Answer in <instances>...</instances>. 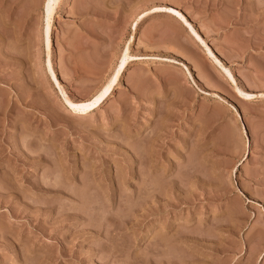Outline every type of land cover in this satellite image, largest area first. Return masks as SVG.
<instances>
[{
	"label": "rangeland",
	"instance_id": "obj_1",
	"mask_svg": "<svg viewBox=\"0 0 264 264\" xmlns=\"http://www.w3.org/2000/svg\"><path fill=\"white\" fill-rule=\"evenodd\" d=\"M43 4L0 0V264H264V100L208 56L264 92V0H59L48 54L73 99L141 18L86 115L50 80Z\"/></svg>",
	"mask_w": 264,
	"mask_h": 264
},
{
	"label": "snow or ice",
	"instance_id": "obj_2",
	"mask_svg": "<svg viewBox=\"0 0 264 264\" xmlns=\"http://www.w3.org/2000/svg\"><path fill=\"white\" fill-rule=\"evenodd\" d=\"M59 0H44L43 4V13H44V36L47 38L48 35V27L51 22V19L54 17L56 9L58 8ZM152 12H167L173 17H175L181 24L184 25L185 28L191 33V35L195 38V40L203 46V40L200 38V36L197 35L195 31L192 30L190 25L185 20L184 16L180 14L178 11H173L170 7L168 8H157L152 7ZM149 13L146 11L144 15H148ZM130 27L135 28L136 25L133 23L130 25ZM120 53L117 56V63L114 66L113 73L110 78L103 83L100 88L97 90V93H94L91 97H88L86 99H73L69 95H66L63 89H60L59 95L63 98V102L65 106L71 110L73 113L79 114V115H86L89 113L90 110L96 108V106L103 100L105 96L109 93L112 85L115 83L116 78L120 75L121 70L124 68L125 63L128 61L130 53L127 47H122L120 49ZM134 55V57L139 58L140 54L135 53L131 54ZM209 58L218 66L220 67V62L212 55L211 52H208ZM221 70L224 72V75L228 78L229 81H232V75L227 71V69L221 68ZM49 74L51 75V68L49 69ZM53 82H55V77H53ZM234 83V82H233ZM57 88H59V85H57ZM236 94L241 97L244 100H249L252 97L246 94L245 91H241L239 88L236 89ZM240 191H243L240 189Z\"/></svg>",
	"mask_w": 264,
	"mask_h": 264
},
{
	"label": "bare ground",
	"instance_id": "obj_3",
	"mask_svg": "<svg viewBox=\"0 0 264 264\" xmlns=\"http://www.w3.org/2000/svg\"><path fill=\"white\" fill-rule=\"evenodd\" d=\"M140 20H141V18H138V19L136 20V22H137V21H140ZM136 22H134V23L136 24ZM43 28H44V26L42 27L41 35H42V39H44L43 42H44L45 49H46V53H47V54H46V58H47L46 66L48 67V70H49V69H50V66H51L50 58H49V54H48V49H49L50 40H49V35H47V38H45V36H44V32H43ZM49 29H50V24H49V27H48V34H49ZM134 42H135V28H132L131 34L129 35V37H128V38L123 42V44H122V47H127L128 50H129L130 56H129L128 61L125 63L124 68L121 70L120 75L116 78V81H115V83L112 85V87H111L109 93L107 94V96H105V97L103 98V100H101V102L96 106V108L90 110L89 113L94 112V111L99 107V105H100L103 101H105V99L108 97V95L110 94V92L113 90L114 86H116L117 83L119 82L120 77L122 76V74H124V72H125L126 68L128 67L129 63H130L131 60L134 58V56L131 55V54H132V49H133ZM208 52H209V51H208ZM120 54H122V53H120ZM212 55H213V54H212ZM214 57H215V56H214ZM215 58H216V57H215ZM216 59H217V58H216ZM211 61H212V60H211ZM218 61H219V60H218ZM219 62H220V61H219ZM116 63H117V59H116L114 65H113V67H112V70H111L110 75L107 77V79L105 80V82L110 78V76H111L112 74H114V73H113V69H114V66L116 65ZM212 63L215 64L213 61H212ZM215 65H216V64H215ZM219 68H220V70H221V68L227 69L226 67H224V65H223L221 62H220V67H219ZM221 71H222V70H221ZM227 71L229 72L228 69H227ZM222 72H223V71H222ZM229 73H230V72H229ZM223 74H224V72H223ZM230 74H231V73H230ZM231 75H232V74H231ZM224 76H225V75H224ZM53 77H55V82H53ZM225 78L228 80V78H227L226 76H225ZM50 80L53 82V84H54V86H55L56 88H57V85H59V88H57V89H58V92H60V89H62V87L60 86V83H59V81H58V79H57V77H56V73H55V71H54L52 68H51ZM105 82H104V83H105ZM228 82H229L231 88H233L234 91H235V93H236V89L239 88V87L237 86L236 80L234 79L233 75H232V81H229V80H228ZM233 82H234V83H233ZM239 89H240V88H239ZM240 90H241V91H244V90H242V89H240ZM245 92H246V91H245ZM95 93H97V91H96ZM246 94L249 95L250 97H252L251 99L248 100V101H250V102H252V103H253V102H259V101H261V100H264V92H259V93H257V94H252V93L246 92ZM236 95H237V94H236ZM67 110H68V108L65 106V107H64V111L67 112ZM77 115H79V114H77Z\"/></svg>",
	"mask_w": 264,
	"mask_h": 264
}]
</instances>
